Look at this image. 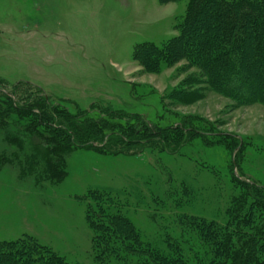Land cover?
<instances>
[{
    "label": "rangeland",
    "instance_id": "obj_1",
    "mask_svg": "<svg viewBox=\"0 0 264 264\" xmlns=\"http://www.w3.org/2000/svg\"><path fill=\"white\" fill-rule=\"evenodd\" d=\"M188 2L0 0V81L7 86L30 82L72 112L109 105L158 127L186 119L194 126L192 141L178 150L161 147L158 137L123 150L75 147L64 180L43 190L4 164L0 241L32 236L71 264H93L87 215L88 206L98 204L94 194L101 197L99 204L131 220L144 245L169 254L171 238H191L182 244L186 249L204 240L189 224L194 218L228 221L232 201L242 192L233 175L264 185V103L240 96H252V90L245 91L236 76L230 89L212 87L186 56L164 61L153 72L133 58L137 44L161 46L179 35ZM10 118L14 125L26 124L16 114ZM131 124L139 126L136 119ZM37 129L20 134L31 151L38 142L46 149L40 136H57ZM232 144L241 145L238 152Z\"/></svg>",
    "mask_w": 264,
    "mask_h": 264
},
{
    "label": "trees",
    "instance_id": "obj_2",
    "mask_svg": "<svg viewBox=\"0 0 264 264\" xmlns=\"http://www.w3.org/2000/svg\"><path fill=\"white\" fill-rule=\"evenodd\" d=\"M177 27L179 35L161 46L152 42L137 44L134 60L145 71L153 72L164 61L186 56L191 63L199 65L212 87L230 89L227 85L236 76L245 91L252 90L253 94L243 93L241 97L264 103V0H189ZM4 82L0 81V136L4 143L0 168L4 164L13 165L19 177L30 178L40 190L45 184H59L64 180L66 160L75 147L123 150L158 137L161 147L178 150L193 138L194 126L188 119L175 123V127L174 124L158 127L141 114L122 113L109 105L93 104L88 110L72 112L30 82L19 81L11 87ZM21 89H25L24 94ZM12 114L20 116L19 120L26 124L14 125ZM134 119L138 120V127L131 124ZM39 126L57 136H40L46 139V149L40 150L41 142H38L31 151L25 147L20 134L38 130ZM29 137L31 140L36 136ZM232 146L237 152L241 147ZM235 159L234 154L231 164ZM233 177L242 184V192L232 201L228 221L219 224L194 218L189 224L202 233L204 240L195 245L191 243L186 249L182 244L192 242L191 238L187 240L184 235L182 240L171 238L169 254L144 245L131 220L120 212L109 211L99 204L101 197L93 194L91 198L98 204L89 205L87 215L94 232L93 264H264V185L242 180L237 175ZM252 190L256 192L254 197ZM0 264L71 263L35 237L23 236L0 241Z\"/></svg>",
    "mask_w": 264,
    "mask_h": 264
}]
</instances>
